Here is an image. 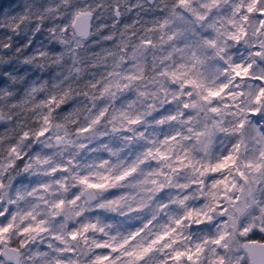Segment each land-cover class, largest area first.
<instances>
[{"label": "snow or ice", "instance_id": "6c2138e0", "mask_svg": "<svg viewBox=\"0 0 264 264\" xmlns=\"http://www.w3.org/2000/svg\"><path fill=\"white\" fill-rule=\"evenodd\" d=\"M8 9L0 264H264V0Z\"/></svg>", "mask_w": 264, "mask_h": 264}, {"label": "clouds", "instance_id": "9594fccd", "mask_svg": "<svg viewBox=\"0 0 264 264\" xmlns=\"http://www.w3.org/2000/svg\"><path fill=\"white\" fill-rule=\"evenodd\" d=\"M35 2L42 5L43 8L55 9V11L53 12L44 13V22L42 25H39L42 30L36 36V39L38 41H46L50 36V34L47 31V28L62 26L65 22L70 21L72 14L76 12L81 6H86L87 4H91L94 2V0H35ZM24 3L25 0H18L19 5H23ZM104 15L107 16V13H105ZM120 19H122V17H117V20ZM109 22H110L109 20H101V23H109ZM71 35H72V30L69 29L67 32V36L70 37ZM23 39L24 37L22 35L18 37L17 43L19 46H23L22 45ZM98 39L99 37L90 38L89 43H92L93 40H98ZM33 47H35V45H33ZM14 68H18V70L21 73L28 72L31 73L32 76L39 75V73L36 72L34 69L24 68L16 64H12L4 70L12 71Z\"/></svg>", "mask_w": 264, "mask_h": 264}, {"label": "trees", "instance_id": "16d2710c", "mask_svg": "<svg viewBox=\"0 0 264 264\" xmlns=\"http://www.w3.org/2000/svg\"><path fill=\"white\" fill-rule=\"evenodd\" d=\"M0 3L11 4L12 5V9H16L17 5H19L18 4V0H0ZM12 9H8V10L11 11ZM0 131H3V127L2 126H0Z\"/></svg>", "mask_w": 264, "mask_h": 264}]
</instances>
